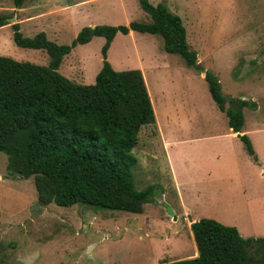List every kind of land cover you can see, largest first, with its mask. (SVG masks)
I'll return each instance as SVG.
<instances>
[{
	"label": "rangeland",
	"instance_id": "1",
	"mask_svg": "<svg viewBox=\"0 0 264 264\" xmlns=\"http://www.w3.org/2000/svg\"><path fill=\"white\" fill-rule=\"evenodd\" d=\"M177 15L200 70L163 50L158 35L118 33L107 61L117 72L141 70L155 124L141 129L130 152L137 190L153 186L154 202L141 214L75 205H39L33 178L6 169L0 153L1 264H162L193 258L189 226L212 219L243 238H264V0H148ZM0 56L47 66L43 50L21 49L23 37L45 33L69 46L82 29L150 23L138 0H25L21 9L0 0ZM104 39L77 45L58 72L93 85L102 66ZM215 75L225 99L245 100L242 131L253 159L233 135L207 89ZM224 162L227 166H223ZM239 167V169L237 168ZM230 169H232L230 171Z\"/></svg>",
	"mask_w": 264,
	"mask_h": 264
},
{
	"label": "trees",
	"instance_id": "2",
	"mask_svg": "<svg viewBox=\"0 0 264 264\" xmlns=\"http://www.w3.org/2000/svg\"><path fill=\"white\" fill-rule=\"evenodd\" d=\"M25 0H12L21 9ZM150 23L86 27L69 46H59L45 33L23 37L12 24L13 42L21 49L43 50L47 66L0 56V153L6 169L21 179L33 178L37 201L69 208L75 205L141 214L154 202L153 186L137 190L130 152L143 127L155 124L150 97L140 70L114 71L107 51L118 33L158 35L163 50L178 55L186 67L200 70L195 52L186 42L181 19L164 3L138 0ZM0 15V28L9 24ZM104 39L102 66L93 85H80L62 76V59L77 45ZM208 92L227 117L228 128L257 160L251 142L242 134L245 100L225 99L217 77L205 72ZM197 250L194 258L162 264H264V238H243L234 227L212 219L190 225ZM1 264V262H0Z\"/></svg>",
	"mask_w": 264,
	"mask_h": 264
},
{
	"label": "crops",
	"instance_id": "3",
	"mask_svg": "<svg viewBox=\"0 0 264 264\" xmlns=\"http://www.w3.org/2000/svg\"><path fill=\"white\" fill-rule=\"evenodd\" d=\"M128 34H131V32H129ZM140 71H141V70H140ZM141 73H142V72H141ZM142 76H143V75H142ZM143 79H144V76H143ZM144 82H145V81H144ZM146 88H147V87H146ZM148 94H150V93H148ZM150 101H151V96H150ZM151 104H152V103H151ZM229 130H230V129H229ZM242 134H244L243 131H242ZM233 135H235L236 138H237V134H234V133H233ZM223 166H224V167L227 166L225 162H224V165H223ZM236 168H237V167H236ZM237 169H239V167H238ZM231 170H232V169H230V171H231ZM189 229H190V226H189ZM192 238H193V237H192ZM193 255H194V257L197 256V250H195V252L193 253ZM194 257H193V258H194Z\"/></svg>",
	"mask_w": 264,
	"mask_h": 264
}]
</instances>
